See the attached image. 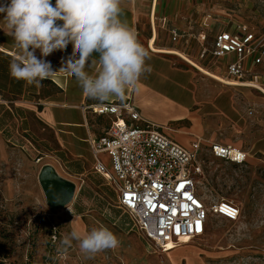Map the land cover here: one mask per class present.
Returning a JSON list of instances; mask_svg holds the SVG:
<instances>
[{"label": "crops", "instance_id": "1", "mask_svg": "<svg viewBox=\"0 0 264 264\" xmlns=\"http://www.w3.org/2000/svg\"><path fill=\"white\" fill-rule=\"evenodd\" d=\"M221 1L125 0L121 20L136 31L139 42L149 51L151 59L146 63L153 71L142 76L137 86L129 88L123 98L113 96L104 102L86 97L73 74L58 71L62 60L72 55L71 44L66 50L55 51L45 58L58 72L43 81L41 87L11 77L9 64L13 58L18 59L19 54L12 38L0 30L2 131L12 139L22 135L36 150L43 167L52 166L60 177L78 185L79 190L87 186L101 197L106 189L113 190L117 205L119 193L115 186L94 170L89 142L103 136L111 124L110 116L92 111L95 105L131 98L140 113V126L153 124L184 146L199 140L206 148L213 143L243 148L246 142L254 148L260 143L261 134H256L255 128L252 135L247 134L252 119L246 115V110L250 103L256 104L260 98L247 88L257 83L259 67L264 61L255 64L253 59H247L244 66L249 73L244 79L235 80L227 77V65L236 58L234 55L220 59L208 55L201 59L200 53L203 48L212 49L218 33L235 30L234 26L230 29L218 26V13L236 18L239 25L248 26L259 39H264V35H259L255 29L256 0ZM7 2L0 0V4ZM52 3L55 4V0ZM2 19L3 14H0ZM173 30L180 34L177 42L172 41ZM200 34L206 35L205 41L200 39ZM153 39L156 48L177 50L202 68L211 69L239 85L222 84L175 54L151 50ZM35 55L40 57V51L36 50ZM98 58L97 53L92 54L86 72L97 73L99 64L91 61H98ZM102 157L109 165L108 157Z\"/></svg>", "mask_w": 264, "mask_h": 264}, {"label": "rangeland", "instance_id": "2", "mask_svg": "<svg viewBox=\"0 0 264 264\" xmlns=\"http://www.w3.org/2000/svg\"><path fill=\"white\" fill-rule=\"evenodd\" d=\"M255 11L246 14H254L255 29L264 35L260 0ZM216 19L218 26L228 29L240 23L223 13ZM258 75L256 84L264 88V64ZM250 87L260 101L247 106L246 115L252 119L247 134L252 135L255 128L261 134L260 143L254 148L249 142L238 147L247 153L241 164L214 157L202 147V171L196 177L207 207L226 200L238 205L241 216L237 221L212 217L202 236L169 252L148 241L132 216L118 208L111 189L101 197L75 184L68 204L51 206L40 182L43 165L36 150L22 135L12 139L0 125V264H264V92ZM101 225L118 236L117 248L86 258L73 241L66 253H58L60 240L72 229L85 233Z\"/></svg>", "mask_w": 264, "mask_h": 264}, {"label": "built area", "instance_id": "3", "mask_svg": "<svg viewBox=\"0 0 264 264\" xmlns=\"http://www.w3.org/2000/svg\"><path fill=\"white\" fill-rule=\"evenodd\" d=\"M179 37L173 30L172 41ZM199 37L206 40L205 34ZM208 55L217 59L234 55L236 58L227 65V77L242 80L249 73L244 66L247 59L255 64L264 61V39L241 24L234 31L218 33L212 49L203 48L200 58ZM92 111L111 117L106 133L89 142L94 170L115 186L118 207L132 216L142 234L161 251L202 236L212 217L230 221L240 218L238 205L221 200L207 207L199 195L196 177L202 171L201 141L186 147L153 124L140 126V113L131 98L101 103ZM208 150L214 157L237 164L247 158L246 152L230 145L213 143Z\"/></svg>", "mask_w": 264, "mask_h": 264}, {"label": "clouds", "instance_id": "4", "mask_svg": "<svg viewBox=\"0 0 264 264\" xmlns=\"http://www.w3.org/2000/svg\"><path fill=\"white\" fill-rule=\"evenodd\" d=\"M125 0H8L0 4V30L12 38L19 58L9 64V74L27 85L41 87L58 71L70 72L84 95L104 102L123 98L142 76L153 68L146 61L149 51L139 42L136 31L121 20ZM73 46L72 55L54 71L45 58ZM40 51V57L35 55ZM93 53L98 54L95 75L85 71ZM71 211V210H70ZM73 241L86 258L119 246L118 236L106 226L81 233L72 229L64 235L58 253L64 254Z\"/></svg>", "mask_w": 264, "mask_h": 264}, {"label": "water", "instance_id": "5", "mask_svg": "<svg viewBox=\"0 0 264 264\" xmlns=\"http://www.w3.org/2000/svg\"><path fill=\"white\" fill-rule=\"evenodd\" d=\"M40 182L51 206L61 207L72 200L75 184L60 177L52 166L46 165L42 168Z\"/></svg>", "mask_w": 264, "mask_h": 264}, {"label": "bare ground", "instance_id": "6", "mask_svg": "<svg viewBox=\"0 0 264 264\" xmlns=\"http://www.w3.org/2000/svg\"><path fill=\"white\" fill-rule=\"evenodd\" d=\"M150 49H152L155 52H162V53H167V54H175L180 56L181 58H183L184 60H186L187 62L191 63L192 65H195L196 67H198L202 73H204L205 75H208L209 77H211L212 79H215L217 81H220L222 83H226V84H230V85H239L238 82H234V81H226L224 78H222L221 76H219L218 74L211 72L210 70H207L205 68H202L201 66H199L196 62H194L191 58L187 57L186 55L182 54L181 52L177 51V50H166V49H159L156 48L154 45V39L150 41ZM241 84V83H240ZM245 85V84H244ZM246 86V85H245ZM250 86L256 87L258 89H260L261 91L264 92V88H262L261 86H259L258 84H251ZM192 239H185L183 244L188 243V241H190ZM174 248V246H172Z\"/></svg>", "mask_w": 264, "mask_h": 264}]
</instances>
